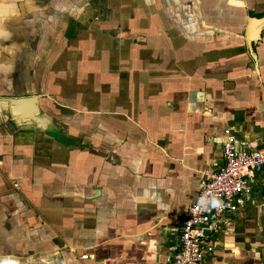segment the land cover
Returning <instances> with one entry per match:
<instances>
[{"label":"crops","instance_id":"obj_1","mask_svg":"<svg viewBox=\"0 0 264 264\" xmlns=\"http://www.w3.org/2000/svg\"><path fill=\"white\" fill-rule=\"evenodd\" d=\"M229 141L264 142V0H0V264H164ZM208 243L264 264V170Z\"/></svg>","mask_w":264,"mask_h":264},{"label":"built area","instance_id":"obj_2","mask_svg":"<svg viewBox=\"0 0 264 264\" xmlns=\"http://www.w3.org/2000/svg\"><path fill=\"white\" fill-rule=\"evenodd\" d=\"M222 157V169L206 177L184 214L178 246L164 264H204L213 252L208 243L211 235L224 219L244 209L250 200L252 185L264 170V142L258 149L247 151L237 150L232 141L226 142Z\"/></svg>","mask_w":264,"mask_h":264},{"label":"water","instance_id":"obj_3","mask_svg":"<svg viewBox=\"0 0 264 264\" xmlns=\"http://www.w3.org/2000/svg\"><path fill=\"white\" fill-rule=\"evenodd\" d=\"M206 235L208 236V235H209V233H206Z\"/></svg>","mask_w":264,"mask_h":264}]
</instances>
